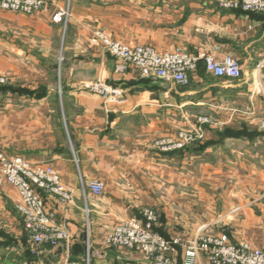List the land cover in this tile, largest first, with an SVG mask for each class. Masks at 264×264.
I'll return each mask as SVG.
<instances>
[{
    "label": "crops",
    "instance_id": "1",
    "mask_svg": "<svg viewBox=\"0 0 264 264\" xmlns=\"http://www.w3.org/2000/svg\"><path fill=\"white\" fill-rule=\"evenodd\" d=\"M60 9L70 10L66 23L52 19ZM97 30L160 52L231 55L243 74L215 77L203 61L188 85L131 66L116 72L119 62ZM0 75L9 79L0 84V154L53 166L73 195L63 202L43 192L71 240L33 245L17 190L1 185L0 264H144L141 254L106 247L103 238L122 221H143L147 208L158 214L154 230L180 242L173 264H190L182 244L202 233L226 232L233 243L264 250V135H252L264 131V15L211 0H48L34 15L0 9ZM94 80L122 97L78 88ZM199 127L202 138L186 149L154 146ZM91 180L104 183L102 195L91 193ZM191 264L209 263L201 253Z\"/></svg>",
    "mask_w": 264,
    "mask_h": 264
},
{
    "label": "built area",
    "instance_id": "2",
    "mask_svg": "<svg viewBox=\"0 0 264 264\" xmlns=\"http://www.w3.org/2000/svg\"><path fill=\"white\" fill-rule=\"evenodd\" d=\"M222 9H242L245 12L264 13V0H211ZM48 5V0H0V9L26 15H34ZM69 9H60L53 21L66 23ZM96 39L117 60L115 71L122 72L131 66L142 76L154 77L178 85L190 83L189 74L204 62L206 71L215 77L239 79L242 77L240 62L231 55L219 58L215 51L191 53L182 49L160 52L151 45H129L111 39L104 31H95ZM8 77L0 75V84H6ZM81 90L101 95L109 100L122 97V90L104 81H86L79 85ZM201 124L210 122L209 117H199ZM264 128V119L261 121ZM203 132L181 129L175 134L157 138L154 146L163 152L185 149L201 139ZM7 183L19 195L17 211L23 217L24 229L33 245L57 247L68 243L69 228L56 221V215L48 210L43 192L55 195L63 202L72 201L73 195L56 168L50 165L32 164L20 155L0 154V186ZM88 188L94 196L104 193L105 185L100 180H91ZM88 212V210H87ZM144 220L130 218L117 224L103 238L106 247L135 251L143 256L144 264H173L171 253L180 244L178 239L169 240L154 230L158 220L155 209L143 211ZM182 246L189 263L204 253L209 264H264V250L249 242L233 243L226 232L202 233L185 241ZM66 264H89L88 262H67Z\"/></svg>",
    "mask_w": 264,
    "mask_h": 264
},
{
    "label": "trees",
    "instance_id": "3",
    "mask_svg": "<svg viewBox=\"0 0 264 264\" xmlns=\"http://www.w3.org/2000/svg\"><path fill=\"white\" fill-rule=\"evenodd\" d=\"M237 10H241L243 11L242 9H237ZM252 13H256V12H252ZM257 14H261V15H264V13H257ZM243 134H246V136H250V134H247V133H243ZM252 135H264V131H255V132H252ZM196 142H194L193 144L191 145H194ZM190 146V145H189ZM189 146H187L186 148H188ZM185 148V149H186ZM48 246V245H46ZM50 247V246H49Z\"/></svg>",
    "mask_w": 264,
    "mask_h": 264
},
{
    "label": "rangeland",
    "instance_id": "4",
    "mask_svg": "<svg viewBox=\"0 0 264 264\" xmlns=\"http://www.w3.org/2000/svg\"><path fill=\"white\" fill-rule=\"evenodd\" d=\"M85 217H86V223H87L88 218H87V216H85ZM87 225H88V223L86 224V227H87ZM86 230H88V228Z\"/></svg>",
    "mask_w": 264,
    "mask_h": 264
}]
</instances>
